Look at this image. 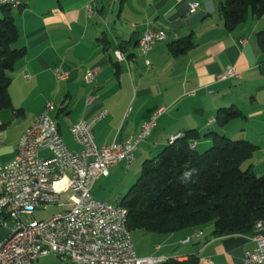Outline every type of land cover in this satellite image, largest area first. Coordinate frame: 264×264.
<instances>
[{
	"label": "crops",
	"instance_id": "0c3cea01",
	"mask_svg": "<svg viewBox=\"0 0 264 264\" xmlns=\"http://www.w3.org/2000/svg\"><path fill=\"white\" fill-rule=\"evenodd\" d=\"M222 2L20 0L10 12L19 31L17 47L26 53L8 73L11 107L0 109V162L14 158L35 115L47 112L67 147L77 151L70 126L106 109V117L93 128L98 147L130 140L145 121L158 116L150 134L137 145L133 161L111 166L107 176L95 180L92 195L97 200L120 203L132 183L130 175L143 161L190 129L199 133L194 147L198 152L211 144L206 134L212 131L249 141L256 150L241 167L256 173L259 166L264 171V52L256 41V33L264 29V13L259 18L248 14L243 23L227 30ZM191 3L198 6L192 10ZM3 13L0 8V17ZM146 29L163 31L164 38L142 54L139 39ZM174 42L188 48L175 53L170 47ZM116 50L123 60L116 58ZM228 66L239 77L218 80ZM55 69L67 71V78L58 79ZM87 70L95 71L91 82L85 80ZM50 103L53 108L47 110ZM230 106L245 117L224 125L215 121L218 110ZM44 151L47 154L42 155ZM39 155L46 158L50 151L40 148ZM112 182L118 190L114 197L112 190L107 193L112 201L95 196L96 183L106 187ZM124 183L127 187L122 188ZM258 233L264 235V227L255 224L244 233L215 236L209 223L170 233L148 232L143 236L145 248L131 241L140 257L184 260L195 255L197 264H245L244 253L255 246L253 237Z\"/></svg>",
	"mask_w": 264,
	"mask_h": 264
},
{
	"label": "built area",
	"instance_id": "2783aa9c",
	"mask_svg": "<svg viewBox=\"0 0 264 264\" xmlns=\"http://www.w3.org/2000/svg\"><path fill=\"white\" fill-rule=\"evenodd\" d=\"M197 6L198 3L189 4L192 10ZM163 38V31L144 30L139 39L141 53L149 52ZM116 54L118 60L124 59L119 50ZM145 63L149 65V60L145 59ZM54 72L58 79L68 76L65 70ZM94 75L95 71L87 70L85 80L91 82ZM231 77H239L232 66L217 75L218 80ZM52 108V103L47 105V110ZM107 113L101 109L70 126L80 148L77 151L69 149L62 136H54L55 121L47 112L35 115L19 139L14 158L0 162V232L15 231L10 243L0 238V264H33L48 252L63 264H157L165 260L137 256L126 209L116 211V203L97 200L92 195L95 180L107 176L111 166L133 161L137 145L150 134L158 113L145 121L130 140H113L98 147L93 128ZM43 147L48 148L50 156L40 157L39 149ZM67 191L70 193L60 205L61 210L47 219L35 218L36 211L58 205ZM20 192H35V200H20ZM256 227L264 224L258 221ZM253 239L255 246L245 251L244 263L262 264L264 235L258 233Z\"/></svg>",
	"mask_w": 264,
	"mask_h": 264
},
{
	"label": "trees",
	"instance_id": "16d2710c",
	"mask_svg": "<svg viewBox=\"0 0 264 264\" xmlns=\"http://www.w3.org/2000/svg\"><path fill=\"white\" fill-rule=\"evenodd\" d=\"M16 6H0V109L11 107L8 94L9 71L24 58L25 49L17 47L19 31L11 15ZM227 30L243 23L248 14L259 18L264 0H223L220 5ZM264 52V29L256 33ZM171 49L183 52L188 45L178 42ZM245 117L237 107L220 108L219 124ZM211 144L202 152L194 149L199 133L185 131L170 139L154 157L143 161L140 174L120 200L127 211V227L154 233H170L211 223L213 235L244 233L258 221L264 222V173L257 175L241 164L256 150L247 140H232L215 131L206 134ZM197 170L189 183L181 182L185 171ZM190 255L184 260L168 258L157 264H197Z\"/></svg>",
	"mask_w": 264,
	"mask_h": 264
},
{
	"label": "rangeland",
	"instance_id": "374dc122",
	"mask_svg": "<svg viewBox=\"0 0 264 264\" xmlns=\"http://www.w3.org/2000/svg\"><path fill=\"white\" fill-rule=\"evenodd\" d=\"M176 136V135H175ZM234 140V139H232ZM210 147V146H209ZM204 151V150H203ZM47 154V151H44L42 152V155H45ZM157 154V153H156ZM155 154V155H156ZM154 155V156H155ZM152 158V157H151ZM255 171L257 173V175H261L264 173L263 170H261V168L259 166H257L255 168ZM140 174V170L135 174L132 173V175H130V177L133 178L132 180V183L127 187L125 186L126 184L124 183L122 188L123 187H127L125 188L124 190V195L126 194V192L128 191L129 187L136 181L137 177L139 176ZM116 182H112L111 184H109L108 186H101L100 183H96L95 186H94V194L97 198H101L102 195L103 196H106L107 199H109L110 201L113 200L112 196H107V193H110L111 190L113 191L112 195L113 197L115 195H117L118 193V190H117V187H116ZM107 191V192H106ZM70 193V191H67L65 195H63L61 198H60V201H59V204L58 205H52L48 208V210H42V211H36L34 216L35 218L37 219H47L48 217H50V215L56 211L57 209H59L60 205L66 201V195ZM102 199H105L104 197ZM131 233V238H132V241L133 243L140 247V248H145L147 246V242L145 240V238H143V236H146L145 234H147L148 232L145 231V230H142V229H132L130 231ZM33 264H63V262L52 252H48L44 255H42L38 260H36Z\"/></svg>",
	"mask_w": 264,
	"mask_h": 264
},
{
	"label": "bare ground",
	"instance_id": "6f19581e",
	"mask_svg": "<svg viewBox=\"0 0 264 264\" xmlns=\"http://www.w3.org/2000/svg\"><path fill=\"white\" fill-rule=\"evenodd\" d=\"M19 4H20V0H17V1L5 0L3 2H0V6H3V5L4 6H18ZM114 54L117 58L116 51ZM54 136H61V133L58 129L56 122H54ZM176 137L177 135L172 137V139ZM20 200H35V192H20ZM116 211H124V208L119 203H116ZM260 224H264V222L260 221ZM14 238H15V231H7L6 235L3 237V243H10L11 240Z\"/></svg>",
	"mask_w": 264,
	"mask_h": 264
},
{
	"label": "clouds",
	"instance_id": "9594fccd",
	"mask_svg": "<svg viewBox=\"0 0 264 264\" xmlns=\"http://www.w3.org/2000/svg\"><path fill=\"white\" fill-rule=\"evenodd\" d=\"M197 170L195 169H191V170H188V171H185L182 176L180 177L181 179V182L183 183H189L192 181V177L194 175V173H196Z\"/></svg>",
	"mask_w": 264,
	"mask_h": 264
},
{
	"label": "water",
	"instance_id": "95a60500",
	"mask_svg": "<svg viewBox=\"0 0 264 264\" xmlns=\"http://www.w3.org/2000/svg\"><path fill=\"white\" fill-rule=\"evenodd\" d=\"M262 73L264 74V65L261 67ZM7 231L6 230H2L0 232V238H3L6 235Z\"/></svg>",
	"mask_w": 264,
	"mask_h": 264
}]
</instances>
